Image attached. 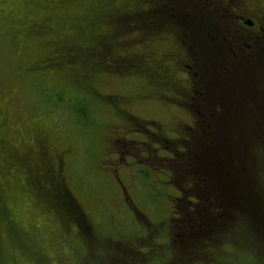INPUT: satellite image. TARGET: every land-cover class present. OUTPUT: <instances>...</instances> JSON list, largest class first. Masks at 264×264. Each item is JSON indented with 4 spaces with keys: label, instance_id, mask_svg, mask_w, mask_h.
<instances>
[{
    "label": "rangeland",
    "instance_id": "obj_1",
    "mask_svg": "<svg viewBox=\"0 0 264 264\" xmlns=\"http://www.w3.org/2000/svg\"><path fill=\"white\" fill-rule=\"evenodd\" d=\"M150 1L0 0V264H179L186 256L184 264H264L243 213L222 222L216 231L225 235L214 248L203 244L199 258L180 248L178 222L191 213H176L177 192L156 180L172 160L145 135L146 120L172 134L187 120L172 86L183 93L182 47L170 30L143 41V31L114 29L145 21ZM143 45L141 67H125ZM115 57L126 61L116 67ZM107 96L120 99L113 106ZM68 189L90 218L82 224L78 214L80 229L61 212L73 208ZM103 244L96 261L90 248Z\"/></svg>",
    "mask_w": 264,
    "mask_h": 264
},
{
    "label": "trees",
    "instance_id": "obj_2",
    "mask_svg": "<svg viewBox=\"0 0 264 264\" xmlns=\"http://www.w3.org/2000/svg\"><path fill=\"white\" fill-rule=\"evenodd\" d=\"M197 6L199 7V3L196 0H158L155 2L154 10L157 8L156 11H152L150 8H143V11L146 15L145 19L146 17L148 19L146 22L149 26L159 25L157 30H167L171 24L179 25L184 40L197 42L201 41L202 38H207L208 31H210L209 28L205 30L206 32L199 27L194 28L193 25H196V22L195 24H191L190 19H180L178 23L173 20L174 22L170 21L165 24L163 17L156 18V16H153L158 9L165 7L167 9L165 11L166 16L168 17L183 15L186 18H193L194 14L196 15ZM200 6L202 7V5ZM206 14L207 12L199 11L198 15ZM210 37L214 39L215 33H210ZM77 107L81 109L79 114L87 117L84 109L80 106ZM205 122L203 129L208 132L207 134L188 136L184 139V144L187 147L185 148V152L179 153L181 159L183 158L182 163L178 164L179 169L187 171L193 179L194 175H200V182H197V185L201 186V205L203 211H225V203L230 198V211H236V213L230 212V214L236 216L248 213L250 225L258 234L260 242H263L261 249H264V179L260 180L258 175V168L264 166L261 167L257 162V158L261 154L260 151L263 150L264 137L244 136L247 141L241 139L240 142L245 146L244 148L241 147V152L243 153L242 159H245L246 162L244 164L239 162L233 163L230 152V133L227 127L221 125L220 122L221 126L217 124L218 128L215 124ZM138 126L140 128V124ZM220 128L224 130H220ZM196 158H198V163ZM198 168L199 173H196V169L198 171ZM195 185L196 181L194 179L192 186ZM214 206L219 209L214 210ZM223 207L224 209H220ZM66 212L69 214L75 213L74 211L72 213ZM78 214L85 218L83 211H80ZM72 215L75 216L76 214ZM182 232L187 239L193 238L198 240V235L203 234V236H207L210 233V228L205 219H203L202 223L199 224L195 222L190 223ZM100 253L101 251H98V254Z\"/></svg>",
    "mask_w": 264,
    "mask_h": 264
},
{
    "label": "flooded vegetation",
    "instance_id": "obj_3",
    "mask_svg": "<svg viewBox=\"0 0 264 264\" xmlns=\"http://www.w3.org/2000/svg\"><path fill=\"white\" fill-rule=\"evenodd\" d=\"M227 35V46L213 49V64L199 75L221 86L219 93L225 92L227 100L192 96L187 102L230 104L218 114L230 118L231 135L255 130L244 122L250 118L260 126L253 132L264 133V0H230ZM193 92L203 95L196 86Z\"/></svg>",
    "mask_w": 264,
    "mask_h": 264
}]
</instances>
